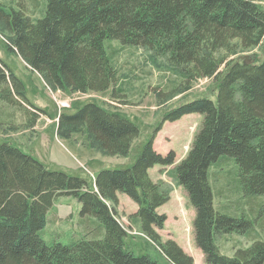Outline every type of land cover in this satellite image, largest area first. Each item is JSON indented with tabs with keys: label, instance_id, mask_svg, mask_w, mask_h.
Returning <instances> with one entry per match:
<instances>
[{
	"label": "trees",
	"instance_id": "obj_1",
	"mask_svg": "<svg viewBox=\"0 0 264 264\" xmlns=\"http://www.w3.org/2000/svg\"><path fill=\"white\" fill-rule=\"evenodd\" d=\"M255 1L28 0L30 11L22 1L20 9L0 2V23L11 35L8 52L54 87L80 92L111 88L117 96V74L106 45L117 41L166 56L185 82L211 79L215 96L194 97L166 109L135 148L139 128L121 112L88 101L59 113L61 137L81 128L103 154L130 158L97 171L91 185L0 140V264H162L147 241L133 247L116 218L117 193L136 203L133 216L139 218L141 232L168 264H193L176 241L160 240L157 229L166 216L157 208L167 195L148 174L154 165L174 162L172 151L161 155L153 149L156 130L190 113H199L203 120L186 156L176 164L175 176L194 208L195 245L205 264H264V242L259 239L232 256L219 252L216 235L247 232L252 223L239 210H215L207 177L212 162L231 157L242 191L264 197V7ZM255 47L258 54L240 58V51ZM39 112L44 113L0 59V124L31 128ZM61 195L80 204L78 229L67 242L46 241L41 232L47 213Z\"/></svg>",
	"mask_w": 264,
	"mask_h": 264
},
{
	"label": "rangeland",
	"instance_id": "obj_2",
	"mask_svg": "<svg viewBox=\"0 0 264 264\" xmlns=\"http://www.w3.org/2000/svg\"><path fill=\"white\" fill-rule=\"evenodd\" d=\"M19 1L24 2L25 7L28 6V10H31L32 5L27 4L28 0H0L8 7L20 9L22 3ZM255 2L264 7V0ZM28 10L26 9L29 13ZM30 15H36L35 10ZM10 37L0 23V59L22 81L29 101L44 113L39 112L35 126L31 128L23 127L19 123H15L13 127L0 124V140H9L48 168L61 169L70 175L80 176L87 179L90 185L97 171L126 164L130 158L103 154L92 141H87L81 128L80 131H68L66 137H61L57 125L59 113L72 111L76 106L88 101H95L105 109L121 112L134 120L139 128V138L133 143L135 148L138 143L147 139L166 109L198 96L215 99L210 89L214 85L211 79L196 78L185 82L177 71L170 68L166 56L143 47L121 45L117 41L106 42L111 51L109 56L112 66L117 74L114 83V86L120 89L116 92L117 96L111 95V88L101 92H80L54 87L31 70L20 56L8 52L6 45ZM258 53L259 49L255 47L238 54L241 58ZM202 120L203 117L199 113H190L174 122H163L155 132L153 149L161 155L172 151L175 155L174 162L164 166L154 165L148 170L151 180L167 195V200L157 208L159 214L166 216L163 227L157 229L160 240L176 241L192 256L193 264L205 262L194 242V208L185 190L177 182L175 166L186 156ZM207 177L215 210L232 213L239 210L247 215L252 223L247 232L216 235L215 244L219 252L232 256L237 249L248 247L253 240L264 242V227H259V224L264 222V197L248 196L242 191L235 161L231 157H222L221 160L212 162L208 167ZM117 201L116 218L130 235L129 240L134 244L133 247L145 246L147 241L148 249L157 260L168 264L156 252V244L141 232L139 218L133 216L137 210L136 203L121 193H117ZM54 203L62 204L63 209L67 210H60L57 214L49 209L47 223L41 235L46 241L67 242L72 237L71 234L78 229L80 204L70 195L58 196ZM251 206H254L252 212L249 209ZM61 208L58 205L57 209ZM69 209L71 216L68 214Z\"/></svg>",
	"mask_w": 264,
	"mask_h": 264
},
{
	"label": "crops",
	"instance_id": "obj_3",
	"mask_svg": "<svg viewBox=\"0 0 264 264\" xmlns=\"http://www.w3.org/2000/svg\"><path fill=\"white\" fill-rule=\"evenodd\" d=\"M58 205L59 206H61L62 208L61 209H57L58 208ZM51 210H53V213H59L60 212V210L61 211H65V210H67V209H63V206H62V204H56V203H54L53 204V208L51 209ZM69 215L71 214L72 215V213H71V210L69 209V213H68ZM69 215H68V217H69ZM70 215V216H71ZM61 217V216H60ZM64 218V217H63Z\"/></svg>",
	"mask_w": 264,
	"mask_h": 264
}]
</instances>
